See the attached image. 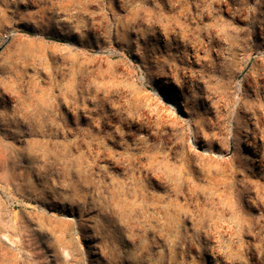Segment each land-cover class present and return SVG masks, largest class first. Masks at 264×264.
<instances>
[{"label": "rangeland", "instance_id": "obj_1", "mask_svg": "<svg viewBox=\"0 0 264 264\" xmlns=\"http://www.w3.org/2000/svg\"><path fill=\"white\" fill-rule=\"evenodd\" d=\"M0 264H264V0H0Z\"/></svg>", "mask_w": 264, "mask_h": 264}, {"label": "bare ground", "instance_id": "obj_2", "mask_svg": "<svg viewBox=\"0 0 264 264\" xmlns=\"http://www.w3.org/2000/svg\"><path fill=\"white\" fill-rule=\"evenodd\" d=\"M154 79L156 80V82H160V77L158 76V75H156L155 77H154ZM165 83V85H169V82H167V81H165L164 82ZM156 84V83H155ZM161 85V84H160ZM174 87V86H173ZM176 90V89H175ZM153 91V90H152ZM174 92V91H173ZM177 92V91H176ZM175 93V92H174ZM172 94V93H171ZM166 96V95H165ZM163 94H162V96L160 97L161 99H164L168 104H169V106H171L172 108H174V110H179V109H181L180 108V101H179V99H177L178 97H175V96H173V95H171V97H169V98H167V97H165ZM183 112V111H182ZM243 139V138H242ZM241 138H240V144L241 143H244V140H242ZM194 142H196V141H194ZM230 143L232 144L233 143V140L232 141H230ZM237 143V142H236ZM230 145V144H229ZM242 151L244 152V153H246L247 152V147H246V143L244 144V145H242ZM252 160V159H251Z\"/></svg>", "mask_w": 264, "mask_h": 264}]
</instances>
